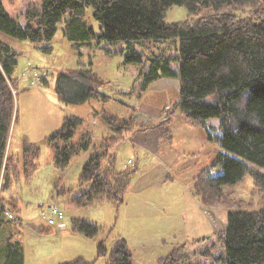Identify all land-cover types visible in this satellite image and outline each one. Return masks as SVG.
<instances>
[{
	"label": "rangeland",
	"instance_id": "rangeland-1",
	"mask_svg": "<svg viewBox=\"0 0 264 264\" xmlns=\"http://www.w3.org/2000/svg\"><path fill=\"white\" fill-rule=\"evenodd\" d=\"M1 1L9 17L17 18L23 26L25 12L42 0ZM244 9L250 11L251 6ZM190 15L186 7L172 6L165 12L164 22L178 23ZM86 22L96 36L102 34L100 25L90 15ZM0 40L17 54L13 85H10L15 102L10 127L14 145L26 142L38 149L37 170L27 186L28 191L37 194L29 200L32 203L29 208L23 202L18 204L19 213L10 211L13 220L8 219L6 226H0V264L4 261V238L11 235L18 237L23 245L24 264H62L76 259L87 264H109L110 252L118 240L125 241L134 264H160L172 249L180 247L186 264H220L218 258L224 256V250L218 234L224 233L227 212L257 208L259 202L264 203V193L247 173L236 185L222 187L219 196L206 197L208 203L203 204L196 196L200 179L221 174L220 169H210L221 152L218 143L209 138L218 135V120L197 123L176 109L178 79H160L150 84H154L151 91L141 90L143 75L149 68L147 57L177 56L178 39L149 40L141 46L135 45V52L142 53L141 64L126 62V42L100 40L78 48L61 37L60 28L50 43L42 45L49 47V51L1 32ZM171 66L177 70L174 63ZM89 68L96 80L83 77ZM36 69L46 73L40 87L30 83ZM75 83L94 88L107 96L108 103L90 99L86 105L73 104L71 100L82 94L81 90H75ZM103 112L121 119L135 112L136 124L162 122L160 128L166 134L161 136L160 131L153 129L118 135L121 140L110 148L116 170L134 172L123 203L114 206L101 199L87 208L74 209L68 205L67 198H57L56 194L68 188L75 190L89 152L84 158L82 154L72 159L61 173L53 167V150L46 139L61 129L65 117L73 115L82 121L75 138L89 132L96 145L106 130ZM257 169L264 173V168ZM207 170L209 173H204ZM53 183L56 189L49 197ZM50 201H57L65 214L53 226L39 218L40 205L53 203ZM73 219L95 224L96 235L89 238L72 232ZM99 245L104 248L102 255L98 253Z\"/></svg>",
	"mask_w": 264,
	"mask_h": 264
},
{
	"label": "trees",
	"instance_id": "trees-1",
	"mask_svg": "<svg viewBox=\"0 0 264 264\" xmlns=\"http://www.w3.org/2000/svg\"><path fill=\"white\" fill-rule=\"evenodd\" d=\"M172 6H184L191 15L184 21L166 24L165 12ZM244 6H251L250 11ZM88 15L100 25L101 35L96 36L87 24ZM23 18L22 26L17 18L9 17L0 0V32L13 39L49 51L42 45L50 43L60 28L61 37L78 48L100 40L123 41L128 43L126 62L134 64L142 63V53L135 52V45L177 38V56L147 57L149 68L143 75L141 90L146 91L160 79H178L176 109L197 123L218 120V135L209 138L218 143L221 152L210 169H220L221 174L200 179L196 196L203 204L208 203L206 197L219 196L222 187L236 185L247 173L264 193V173L257 169L264 168V0H42L38 6L30 7ZM172 63L177 70L172 69ZM16 65V52L0 40V223L5 209L19 213L17 205L23 202L29 208V200L37 194L28 191L27 186L37 170L38 149L26 142L15 146L10 129L15 108L10 85ZM82 75L96 80L91 68ZM74 85L82 93L71 100L75 105L107 99L94 88ZM134 114L121 119L103 112L106 130L96 145L89 132L75 138L82 123L78 117L64 118L61 129L46 139L53 150V167L62 173L72 159L86 152L89 155L75 190L63 188L67 191H59L57 198H67L74 209L87 208L101 199L114 206L123 203L134 172L116 170L110 148L121 140L118 135L153 129L161 136L166 134L160 128L164 123L139 125ZM263 204L259 202L252 210L250 206V210L236 208L227 212L224 233L218 234L224 250V256L218 258L220 264H264ZM70 229L89 238L98 231L95 224L81 219L71 220ZM181 250L182 247L172 249L160 264H186ZM3 253L2 264H24L18 237L6 239ZM98 253L104 254L102 245ZM110 259L109 264H134L124 240L115 242ZM62 264L87 263L76 259Z\"/></svg>",
	"mask_w": 264,
	"mask_h": 264
},
{
	"label": "built area",
	"instance_id": "built-area-1",
	"mask_svg": "<svg viewBox=\"0 0 264 264\" xmlns=\"http://www.w3.org/2000/svg\"><path fill=\"white\" fill-rule=\"evenodd\" d=\"M45 76V72L34 70L31 74L30 83L34 87H40L41 81ZM53 203H45L40 205L39 218L45 220L50 226H53L56 222H60L64 218V212L60 209L56 201H50ZM4 215L11 219L13 216L9 211H5Z\"/></svg>",
	"mask_w": 264,
	"mask_h": 264
},
{
	"label": "crops",
	"instance_id": "crops-1",
	"mask_svg": "<svg viewBox=\"0 0 264 264\" xmlns=\"http://www.w3.org/2000/svg\"><path fill=\"white\" fill-rule=\"evenodd\" d=\"M12 48V47H11ZM13 49V48H12ZM14 51H15V49H13ZM45 82V81H44ZM44 82L42 83V84H44ZM154 87V84H152V85H150L148 88H147V90L148 91H151L152 90V88ZM147 90L146 91H143V92H147ZM97 102H95V103H98L99 101H101V103H104V104H107L108 103V99L107 100H101V99H97L96 100ZM87 104V103H89V102H84L82 105H84V104ZM85 104V105H86ZM79 105H81V104H79ZM78 117V116H77ZM99 116L97 115V117H95V118H98ZM157 131V130H156ZM87 155V152L86 153H84V155L82 156V158H84L85 156ZM26 216H28V215H26ZM4 221H2L1 223H0V226H6L7 225V218L4 216ZM9 237V236H8ZM7 236L4 238V243H5V241H6V239L8 238Z\"/></svg>",
	"mask_w": 264,
	"mask_h": 264
}]
</instances>
